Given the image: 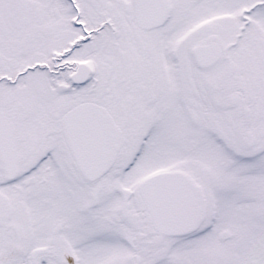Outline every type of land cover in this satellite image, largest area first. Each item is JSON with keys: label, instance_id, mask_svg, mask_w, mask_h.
<instances>
[{"label": "snow or ice", "instance_id": "snow-or-ice-1", "mask_svg": "<svg viewBox=\"0 0 264 264\" xmlns=\"http://www.w3.org/2000/svg\"><path fill=\"white\" fill-rule=\"evenodd\" d=\"M0 264H264V0H0Z\"/></svg>", "mask_w": 264, "mask_h": 264}]
</instances>
